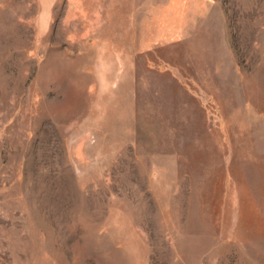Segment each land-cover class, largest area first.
<instances>
[{"label":"rangeland","instance_id":"rangeland-1","mask_svg":"<svg viewBox=\"0 0 264 264\" xmlns=\"http://www.w3.org/2000/svg\"><path fill=\"white\" fill-rule=\"evenodd\" d=\"M0 0V264H264V0Z\"/></svg>","mask_w":264,"mask_h":264},{"label":"crops","instance_id":"crops-1","mask_svg":"<svg viewBox=\"0 0 264 264\" xmlns=\"http://www.w3.org/2000/svg\"><path fill=\"white\" fill-rule=\"evenodd\" d=\"M40 8L38 22L44 25L50 24L53 11L60 0H35Z\"/></svg>","mask_w":264,"mask_h":264}]
</instances>
